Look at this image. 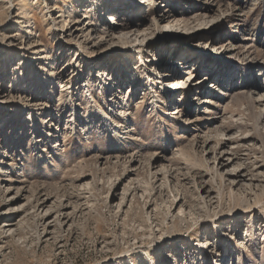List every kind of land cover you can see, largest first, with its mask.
Here are the masks:
<instances>
[{"label":"rangeland","instance_id":"374dc122","mask_svg":"<svg viewBox=\"0 0 264 264\" xmlns=\"http://www.w3.org/2000/svg\"><path fill=\"white\" fill-rule=\"evenodd\" d=\"M127 1L131 7L121 20L139 19L150 39L161 36L154 27L161 13L173 15L185 36L203 14H229L220 34L230 30L239 38L257 31L248 48L232 47L222 59L225 67L206 62V68L219 67L216 78L247 54L264 63L263 0H207L210 8L203 0H143L149 9L141 16H131L136 3ZM87 3L0 0V59L5 52L8 62L0 84L10 86L13 102L0 136V216L16 222L12 233L0 230V264H152L150 258L153 264H264L262 107L230 97L232 82L208 99L205 113H198V90L174 115L178 100L167 99L153 74L161 52L167 64L177 41L158 47L156 55L148 48V58L142 52V60H156L144 66L122 37L105 45L81 43V57L76 42L64 43L62 30L84 15L94 29L101 26V10L91 15ZM97 70L107 71L106 79ZM84 82L88 87L80 86ZM222 151L235 157L228 167L233 175L220 176ZM237 173L241 181L232 183Z\"/></svg>","mask_w":264,"mask_h":264},{"label":"bare ground","instance_id":"6f19581e","mask_svg":"<svg viewBox=\"0 0 264 264\" xmlns=\"http://www.w3.org/2000/svg\"><path fill=\"white\" fill-rule=\"evenodd\" d=\"M88 1H89V3H87V4H89V5H87V7L88 8L92 7L89 10L91 12L90 13L91 15L95 16V14L99 10H101V12H102L101 15H102V18L104 19V20H102L103 22H102L101 26H98V27L95 26L96 29H94L93 28L94 23L92 21L87 22L86 19H88V17L84 15L82 20H80V19L76 20L72 26H67L65 28L63 27V30H62V32H63L62 37H63L64 43L67 45H70L71 43L76 42V44L78 46L76 45L75 47L77 48V50L79 52H81V57L84 56V54H82L84 51L82 50V48H80L81 43L82 44L87 43V42L91 43V41H94V42H99L100 45H105L109 42H114L115 40H118L119 38L122 37V38H125V40L127 39L131 42L132 46L130 48V53H136L138 55L137 59L139 60L140 65L144 66V63H146V62L152 63L156 60L155 59L152 61L142 60V58L140 56L142 54V52L148 58V50H147L148 48H152L153 54L156 55L158 53V51H157L158 47H162L163 45H166L169 41H172V40L177 41L178 45L176 46L175 51L173 52V55L167 64L164 62L165 55H164V53L161 52V54L159 55V58L157 59L158 63H155V65L158 64V66H159V70H158L159 72L157 74H153L154 79L156 80L155 81L156 84H159L161 86V88L165 89V91H166L165 94H166L167 99L173 98L174 100H176V99L178 100V102H176L173 105L174 106V109H173L174 115L180 116L181 107L183 105V102L181 104V101L182 100L186 101L187 99H189L188 101L192 102L194 100V93L197 92L198 90H201V92H202V93H200V94H202L200 100L196 99V100H198L197 101L198 102V104H197L198 105L197 106L198 113L199 114L205 113V110L208 109V104L211 103L210 101H208V99L211 97H215L216 93L224 92L226 90V87H228L230 84H232V82H234V84H233L234 86L232 87V90L230 91V94H229L230 97L234 98L236 96H241V97H244V99H247L249 101H254L257 103V105L260 106V108L262 107V109L264 111V66H263L264 63L254 61L253 59L247 58L246 57L248 55L247 54L245 57L243 56V59L240 62L238 61L239 63H235L234 65H232V68H230L229 70L221 69V71L219 73V78H218V76L216 78V75L219 72V67L218 68H215V67L214 68L213 67L212 68L211 67L206 68V62L209 59H211L212 62H214V63H216L218 61L221 62V68L225 67V65H224L225 63H224V61H222V59L227 57L229 54L231 55L232 47L233 46H236V47L237 46H244V48H248L250 43H252L253 39L259 36V33H257V31L256 32L252 31V33H250V31H249V32H247L246 35H244V34L240 35L239 38H236L234 35H232L230 30L228 31L227 34H220L218 32V30H219L218 28H220V27H222V25H224V19L226 20L227 16L229 14L227 15L226 13H223V15H220L219 17L209 16L208 14H203V15H201L202 20L199 23L195 24V26H194L195 27L194 33L190 36H185L183 31L179 32V30H178L179 27H177L176 24H173L174 23V20L172 19L173 15L171 17L169 13L168 14L167 13L166 14L161 13V14L157 15V22L156 21L154 22V24H155L154 27L157 31L161 32V36L154 38V39H150V38L143 36V33L140 30L141 22L139 21V19L128 21L126 23H124V21L121 20V17H120L122 15L121 13L124 10L127 11V13H128V10L131 7L129 1L117 0V1H115V3H108L107 2L108 0H105L103 6H102L101 2H97L96 0H87V2ZM134 1L136 3V6L132 8L131 16H133L134 13H137L138 14L137 16H139L141 13L147 12V10L149 9V7H148L149 3H146L147 1H143V0H134ZM166 1H168V0H166ZM206 1L207 0H203V2L202 3L200 2V3L203 4L204 6L207 5L209 7L210 3L206 2ZM246 1H249L252 4V2L254 3L256 0H246ZM78 2H81V5L86 4V0H78ZM164 2H165V0H164ZM172 2H174V0H169V3H172ZM253 6L254 5H252V7ZM209 8H207L208 11H209ZM201 10L205 11L204 7H202ZM83 11L86 12L85 10H83ZM48 12H50V11L46 12L47 17H49L51 15V12L50 13H48ZM226 12L228 13L229 10H227ZM172 13L175 14V11H172ZM166 15H168V16H166ZM135 18H137V17L135 16ZM169 20H171V21H169ZM34 22H36V19H34ZM164 22H166V23L162 24ZM51 23H52V21H51ZM240 26H241V24H240ZM205 28H208L207 31L203 30ZM99 32L101 33L100 36L98 35ZM94 33H95V36L93 35ZM218 34H219V36H218ZM186 38L187 39L189 38V41L187 43L184 42V39H186ZM95 40H97V41H95ZM206 41H207V43L211 44V47H212L211 49L210 48L208 49V47H206L207 43L205 44V47L203 48L202 45ZM77 42H79V43H77ZM217 43L219 44V46L215 45ZM180 45H182V46L180 47ZM92 46H95V45H92ZM5 47H6V49L8 48L7 45ZM183 49H186V50L183 51ZM70 50H71V48H70ZM9 52H11L12 54H15L17 56V52H15V53H14V51H9ZM186 53H187V56H188V54H191V58H187ZM4 54H5V52L3 53V55ZM3 55H1V59H0V73L2 74V77L0 79V83L4 79V75H6L8 72V70H7L8 69V65H7L8 62H7L6 58L2 57ZM104 56H107V55H102L101 60L105 58ZM9 57H11V55H8V58ZM78 59H79V57H78ZM91 65H93V64H90V66ZM98 65H100V62L97 64V66ZM13 66H14V64L12 65V67ZM117 69H118V67L113 65L112 68L110 69V72H112V74H114V71H116ZM97 72H98L97 77L101 76L102 80L106 79V77L108 75L107 71L101 72L100 70H97ZM73 74H74V72H73ZM78 74L82 75V71L77 70L76 75H78ZM117 74H118V72H117ZM238 74H240L239 81L236 80V76ZM76 75H75V77H77ZM65 76H66V72H65ZM126 78H127L126 74L123 75V79H126ZM77 79H75V82L77 81ZM12 81H14V80H12ZM70 81L71 80H69L68 83ZM164 84L167 86H164ZM14 85H15V83H14ZM68 85H70V84H68ZM87 85H88V83L86 84L84 82V85H80V86L86 87ZM6 88L8 89V91H6L7 90ZM9 89H10V86L6 87V86H4V84L0 86V136H2L4 133L5 114L9 112L11 104L13 103L12 100L10 99ZM179 93H180V95H178ZM197 95H198V92H197ZM190 96L192 98H190ZM206 104H207V106H206ZM26 105L23 107L22 110H25L26 111L25 116H28L29 114L27 115V112L30 110L26 109L28 107V105L27 106ZM169 108H170V105H169ZM71 114H74V113H71ZM263 119H264V116H263ZM212 123H216V121L215 122L213 121ZM227 140H229V139H227ZM35 141H37V140H35ZM224 154H229V153H226L225 151H222L219 153V161H221V165L218 163L217 164L220 165L221 169L219 170L218 168H216L217 170H219L220 176L222 175L223 172H227V173L231 172V171L228 172V167L232 164V162L234 161V158H235V157L234 158L231 157L230 154H232V153H230L228 156L224 155ZM221 155H223V157H225V158L221 157ZM216 159H217V157H215L214 160L216 161ZM233 172H231V175H233L232 174ZM227 175H229V174H227ZM234 176L235 177L233 178L234 180L232 181V183L235 181H237V182L241 181L242 175L237 173ZM7 190H10V187H8L6 189V191ZM16 197L17 196L15 195L14 197H12V199L15 198V200H17L18 198H16ZM12 199H11V201H14ZM177 213L182 214L183 209L180 208ZM64 214H66V213H64ZM62 215H61V218H59L60 216H58L57 218H59V222H61V225H66L67 220H64ZM55 216H57V215H55ZM13 221H15V219H13L12 217H1L0 216V230L2 231L1 233H9V234L12 233L13 227H14V225H16V222L13 223ZM251 221L252 220L250 219V222ZM50 224H51L50 221H47L45 223V226L47 227V229L50 228ZM186 237L190 238V235L187 234ZM177 238H178V236H177ZM159 239L163 240V236H161ZM170 242H171V244H173L175 246L177 245V244L173 243V242H175L174 236L171 237ZM163 245L164 244H162V246ZM197 245L201 246L202 244L197 243ZM164 260H165V258H164ZM151 262L153 264V261L150 258V263Z\"/></svg>","mask_w":264,"mask_h":264}]
</instances>
